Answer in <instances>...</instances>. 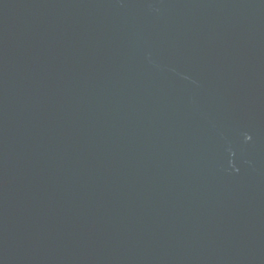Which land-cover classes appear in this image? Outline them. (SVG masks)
Listing matches in <instances>:
<instances>
[{
	"label": "water",
	"instance_id": "1",
	"mask_svg": "<svg viewBox=\"0 0 264 264\" xmlns=\"http://www.w3.org/2000/svg\"><path fill=\"white\" fill-rule=\"evenodd\" d=\"M0 264H264V0H0Z\"/></svg>",
	"mask_w": 264,
	"mask_h": 264
}]
</instances>
